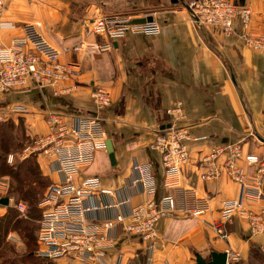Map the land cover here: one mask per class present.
Instances as JSON below:
<instances>
[{
    "label": "crops",
    "instance_id": "crops-1",
    "mask_svg": "<svg viewBox=\"0 0 264 264\" xmlns=\"http://www.w3.org/2000/svg\"><path fill=\"white\" fill-rule=\"evenodd\" d=\"M186 1L1 0L2 46L21 37L25 23H33L60 51V61L77 68L58 85L63 90L57 96L52 87L23 92L20 87L0 94V121L22 119L34 138L48 131L47 112L70 118L97 114L112 140L116 162L111 165L106 150H99L85 174L97 175L103 185L116 189L115 200L129 195L130 205L149 197L139 185H132L136 164L150 163L156 180L154 198L171 192L163 186L159 154L148 147L158 131L171 123L188 133V160L182 165L180 184L207 201L205 212L195 217L179 211L163 216L153 245L119 228L106 264H195L196 255L208 260L212 251L227 252L228 264H264V231L252 232L249 220L238 210L229 220L220 219L222 208L231 200H239L242 209L257 214L264 208V199L247 197L241 184L225 173L223 156L216 161L221 175L202 178L204 157L214 146L240 143L244 153L264 155V55L245 46L236 35H224L218 26L204 27L200 33L184 8ZM234 1L251 8L248 30L264 32V0ZM94 12L150 15L158 30L129 34L105 50L89 36L85 46L76 49L75 44L82 41L80 19ZM96 87L111 96L110 105L101 110L91 97ZM14 107L24 111H14ZM38 160L52 182L60 181L54 163ZM235 165L249 176L257 168L243 159ZM261 185L264 191V176ZM126 211L128 205L94 213L93 218ZM234 254L237 261L230 259Z\"/></svg>",
    "mask_w": 264,
    "mask_h": 264
},
{
    "label": "built area",
    "instance_id": "built-area-1",
    "mask_svg": "<svg viewBox=\"0 0 264 264\" xmlns=\"http://www.w3.org/2000/svg\"><path fill=\"white\" fill-rule=\"evenodd\" d=\"M184 8L194 23L218 24L226 31H236V24H246L250 16V10L244 4L228 0H187ZM132 18L134 17L101 15L85 23L84 34L101 37L103 41L96 46L105 50L110 49L116 40L129 34H149L158 30V25L153 21L133 24L130 23ZM22 32L21 37L12 39L7 46L0 43V94L20 87L21 92L31 87H52L53 94L59 95L63 88L58 85L76 73L77 65L60 61V51L46 41L33 23H25ZM244 42L264 55V34L247 37ZM85 43L82 40L75 48L82 49ZM91 97L98 110L111 103V96L104 88H94ZM12 109L24 111L23 107ZM45 120L48 131L34 137L32 144L21 155L26 158L35 154L48 164L54 163L61 176L60 181L47 186L37 204L40 215L37 219L36 249L33 252L35 256L52 261L66 258L79 264H106L105 256L115 246V232L119 228L123 233L139 237L153 245L158 236V221L163 216L176 211L195 216L205 212L207 201L197 197L191 188L180 184L182 165L188 159L186 140L189 137L183 126L170 123L162 127L148 145L150 150L160 156L163 186L171 189V192L154 198L152 195L156 191V180L150 163L136 164L133 166L136 177L132 185H139L149 197L130 205L129 195L115 200L116 189L103 185L97 175L85 174L96 153L105 150L107 135L101 128L98 115L70 118L60 112L50 111L46 113ZM222 156L225 157V173L241 184L247 197L264 199L261 185L264 158L245 154L238 144L217 145L210 149L204 157L206 171L202 178L214 179L221 175L216 161ZM237 159H243L249 165H257L255 173L250 176L245 174L235 165ZM12 160L13 156L8 155L7 162L12 163ZM8 188L7 182L0 179V198L7 197L9 205L12 198L7 195ZM101 198L108 200L101 201ZM127 205L126 212L93 218L94 213ZM0 207L3 205L0 204ZM15 208L21 213L26 211V205L22 202L16 203ZM236 210L247 217L252 232L264 231V208L260 213L254 214L242 209L241 202L237 199L224 205L221 221L232 218ZM262 251L264 252V247ZM231 258L237 261L238 255H231Z\"/></svg>",
    "mask_w": 264,
    "mask_h": 264
},
{
    "label": "trees",
    "instance_id": "trees-1",
    "mask_svg": "<svg viewBox=\"0 0 264 264\" xmlns=\"http://www.w3.org/2000/svg\"><path fill=\"white\" fill-rule=\"evenodd\" d=\"M13 130L17 132L16 135L21 136L22 139H26L22 125L18 123L16 126L10 119L0 121V177L7 176L10 178L9 193L27 202L30 208L27 213L29 214L28 218L25 219L19 217L11 208H7V211L0 217V260L3 258V249L6 247L3 238L10 229L22 233L30 244L34 243L33 227L29 225L32 223V219L29 216L37 214L38 207L36 208V203L43 197L45 191L44 189L41 192L44 182L40 176L38 163L33 156L30 155V157L19 162L17 165H9L6 162V155L11 149L22 147L21 141H12L13 139L18 140L17 136L10 135ZM11 141L12 143H10ZM32 249L29 247L27 252L21 255L19 258L21 264H56L52 260L37 258L33 254Z\"/></svg>",
    "mask_w": 264,
    "mask_h": 264
},
{
    "label": "rangeland",
    "instance_id": "rangeland-1",
    "mask_svg": "<svg viewBox=\"0 0 264 264\" xmlns=\"http://www.w3.org/2000/svg\"><path fill=\"white\" fill-rule=\"evenodd\" d=\"M228 1H230L231 3H233V2H235V3H237L236 1H234V0H228ZM245 5V4H244ZM245 7L248 9V10H250V16H249V19H248V21H247V23L246 24H239V23H237L236 24V31H226L224 28H223V26H221V25H218V24H211V23H194L192 20H191V18L189 17V19L191 20V22L194 24V25H196L198 28H199V30H200V33H202V28H204V27H212V26H218L219 28H220V30H221V32L224 34V35H226V36H229V35H236L241 41H242V43L245 45V46H247L246 44H245V42H244V40L247 38V37H251V36H257V35H262V34H264V32H253V31H249L248 30V28H249V25H250V21H251V16H252V11H251V8L249 7V6H247V5H245ZM96 13V14H95ZM101 15H115V16H130V15H118V14H100V13H98V12H94V14L93 15H91V16H86V17H84V18H81L80 19V41L81 40H86V37H89V36H87V35H85L84 34V32H85V28H84V26H85V23L88 21V20H92V19H97L98 17H101ZM239 27V28H238ZM241 34H242V36H241ZM92 38H94V43L97 45L98 43H101L102 41H103V39L101 38V37H93V36H91ZM79 41V42H80ZM78 44V43H77ZM77 44H75V45H77ZM248 47V46H247ZM250 49H252V50H254V51H257V50H255V49H253V48H251V47H249ZM257 52H259V51H257ZM260 53V52H259ZM261 54V53H260ZM263 55V54H262ZM10 120H12L13 122H14V124L17 126L18 125V123L20 124V125H22V127H23V129H24V134L26 135L25 137H26V139H22V137L21 136H19V135H16V131L15 130H13V131H11V134L10 135H12V136H17L18 137V140H16V139H13L12 141L13 142H16V141H21L22 142V147L21 148H13V149H11L8 153H7V155H6V162H7V157H8V155H12L13 156V160H12V163H8L9 165H17L19 162H21V161H23V160H25V159H27L28 157H30V155L28 156V157H26V158H22L21 157V155H22V153H23V151L25 150V148L27 147V146H29V145H31L32 144V142H33V137L31 136V135H29L28 134V131H27V127H26V125H25V123H24V121L22 120V119H13V118H9ZM20 120V121H19ZM12 141L10 142V143H12ZM235 144H238V145H240L241 147H242V145L240 144V143H235ZM245 154H250V153H245ZM256 155V154H255ZM31 156H33V158H35L36 159V161H37V163H38V167H39V172H40V176H41V178L43 179V188H42V190H41V192H43L44 191V189L46 190V188H47V186L50 184V183H52V180L47 176V175H45L44 173H43V169H44V167L43 168H41V164L39 163V160H38V156H36L35 154H31ZM260 158H264V155H258ZM97 157V156H96ZM95 161H97V160H95ZM0 179L1 180H4L5 182H7V184H8V187H9V180H10V178H8L7 176L6 177H4V176H1L0 177ZM9 189H10V187L8 188V193H7V195L8 196H10L11 198H12V202H11V204H9L8 206H6L5 208H1V210H0V217L7 211V208H11V209H13L14 211H15V213L19 216V217H22V218H28V215L29 214H27L28 213V211H29V205L27 204V202H25V201H23V200H20V199H18V197H16V196H14V195H12V194H10L9 193ZM45 192V191H44ZM41 196V195H40ZM38 199H40V198H38ZM41 200V199H40ZM40 200H38L37 202H39ZM18 202H22V203H24L25 205H26V211L24 212V213H21V212H18L17 211V209L15 208V205H16V203H18ZM37 204L38 203H36V208L38 207L37 206ZM37 214H33V216H29V218L30 219H32L31 220V222L32 223H30L29 225L30 226H32L33 227V231H32V233H33V240H34V243L32 242V244H30V242H28L24 237L25 236H23V234L22 233H20L19 231H17V230H12V229H10L8 232H7V234L4 236V238H3V240L5 241V245H6V247H4V249H3V253H4V255H3V258H2V260H0V264H12L13 262V264H21L20 262H19V258L21 257V255H23V254H25L26 252H27V250H28V248L29 247H31V249L33 250L32 252H34V250L36 249V231H37V219L39 218V209L37 208ZM31 240V239H30ZM32 241V240H31ZM30 245V246H29ZM37 257V256H36ZM37 258H39V257H37ZM54 263H56V264H74L73 262H71V261H69L68 259H66V258H62V259H60V260H57V261H54Z\"/></svg>",
    "mask_w": 264,
    "mask_h": 264
},
{
    "label": "water",
    "instance_id": "water-1",
    "mask_svg": "<svg viewBox=\"0 0 264 264\" xmlns=\"http://www.w3.org/2000/svg\"><path fill=\"white\" fill-rule=\"evenodd\" d=\"M176 1V0H172ZM152 17L150 15L144 17H134L131 19L130 23H144L151 22ZM105 150L107 152V156L111 165L115 164V156L113 151L112 140L107 138L105 140ZM0 204L3 206L8 205V198L2 197L0 198ZM227 253L226 252H215L212 251L210 253V258L208 260L203 259L200 255L195 256V264H227Z\"/></svg>",
    "mask_w": 264,
    "mask_h": 264
},
{
    "label": "bare ground",
    "instance_id": "bare-ground-1",
    "mask_svg": "<svg viewBox=\"0 0 264 264\" xmlns=\"http://www.w3.org/2000/svg\"><path fill=\"white\" fill-rule=\"evenodd\" d=\"M188 160V159H187ZM226 171V170H225ZM185 214H187V215H189V216H193V217H195V215H192V214H190V213H185Z\"/></svg>",
    "mask_w": 264,
    "mask_h": 264
}]
</instances>
